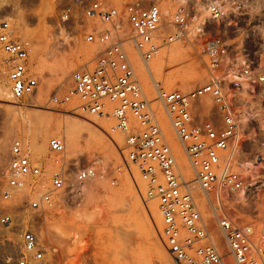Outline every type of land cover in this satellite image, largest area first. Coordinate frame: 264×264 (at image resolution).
Instances as JSON below:
<instances>
[{"label":"built area","instance_id":"2783aa9c","mask_svg":"<svg viewBox=\"0 0 264 264\" xmlns=\"http://www.w3.org/2000/svg\"><path fill=\"white\" fill-rule=\"evenodd\" d=\"M163 1V3H162ZM57 23L79 11L86 24L84 40L103 44L90 67L70 72V87L51 93L49 101H76L71 109L82 114H108L112 128L123 133L124 162L137 166L145 186L141 199L156 200L161 225L159 239L177 264H264V211L262 219L240 220L226 210L234 197L245 200L264 165L261 152L245 146L253 130L264 145V0H57ZM7 2H0V9ZM81 24V23H79ZM201 39L206 78L192 88H163L156 82L155 98L167 118L186 158L192 179L214 206L211 219L226 252L201 214L189 180L182 177L158 113L146 98L136 75L130 49L143 62L160 45ZM31 42L13 32L8 15L0 17V51L9 95L23 100L35 92L39 81L31 70ZM207 94L214 113L203 111L199 98ZM264 147V146H263ZM50 168L31 159L19 135L8 143L1 171L0 199L19 198L20 211L52 205V193L97 175L91 164L77 167L66 178L57 154L63 141L46 139ZM251 153L249 159L245 154ZM56 167H54L55 165ZM47 183L43 184L42 176ZM114 184L115 177L108 180ZM254 186V187H253ZM257 190V189H256ZM32 193H36L35 196ZM257 193V192H255ZM25 196V197H24ZM204 203L205 198L203 199ZM243 204L242 201H238ZM16 207L0 210V264H55V248L39 237L43 214H18ZM13 233L15 238L7 234Z\"/></svg>","mask_w":264,"mask_h":264},{"label":"rangeland","instance_id":"374dc122","mask_svg":"<svg viewBox=\"0 0 264 264\" xmlns=\"http://www.w3.org/2000/svg\"><path fill=\"white\" fill-rule=\"evenodd\" d=\"M3 1L8 6L0 9V17L8 15L14 34L31 42L29 63L39 84L25 99L13 100L7 88L0 51V186L8 143L14 135L22 137L31 159L45 163L47 168L53 164L49 162L46 139L56 135L63 141L56 165L60 164L66 178L70 179L77 167L88 164L94 166L97 175L76 184L75 189L67 183L64 188L54 191L52 205L43 209L20 211L19 198L23 192H18L10 200L0 199V210L13 206L18 214H43L38 226L39 237L55 248V264H176L158 236L160 215L150 210L151 203L156 204V200L141 199L139 191L144 189L145 179L134 163L124 162L123 133L112 128V117L109 115L103 123L102 116L108 114L84 115L71 109L74 100L61 104L48 100L51 93L60 94L70 87L69 75L73 69L92 65L95 53L103 44L84 40L88 30L85 25L100 22L95 18H81L77 11L67 21L57 23L61 8L57 0H0ZM200 43L201 39L191 43L175 40L160 45L146 62L152 68V80L145 74L143 62L134 50L131 48L130 51L134 54L140 86L158 113L160 127L176 164L183 167L182 177L189 180L193 198L203 202L201 214L226 252L211 219V206L196 182L192 183V173L160 104L155 100L152 83L158 81L163 88L186 90L203 82L206 72ZM161 56L162 65L156 67ZM199 106L203 111L214 113L207 94L199 98ZM87 118H97V121L88 123ZM251 132L252 138L245 146L251 153L261 152L264 156L263 135L256 129ZM251 153L245 154V158L249 159ZM258 171L261 174L256 177L262 182L256 181L254 186L259 187L252 188L245 200L231 196L226 204L229 215L240 220H253L255 224L262 219L264 211V165ZM111 176L115 177L114 184L108 181ZM40 182L47 183L46 175ZM149 217L152 220L150 234ZM7 236L15 238L13 233ZM224 259L233 264L228 254Z\"/></svg>","mask_w":264,"mask_h":264},{"label":"bare ground","instance_id":"6f19581e","mask_svg":"<svg viewBox=\"0 0 264 264\" xmlns=\"http://www.w3.org/2000/svg\"><path fill=\"white\" fill-rule=\"evenodd\" d=\"M60 32H63V31H60ZM162 47V46H161ZM159 49H160V47H159ZM131 50V49H130ZM134 50V49H133ZM133 52H135V54L137 55V53H136V51L134 50ZM132 53V52H131ZM133 54V53H132ZM164 55H165V51H164ZM133 58H134V54H133ZM139 59V58H138ZM141 62H143V61H141ZM162 62H163V56H161V57H159V59H158V63L156 64V67L157 66H160V65H162ZM143 64V66H142V68L144 69V71H145V74L147 75V77L150 79L151 78V80H152V68H150L149 67V65L146 63V62H143L142 63ZM38 78V77H37ZM156 82H158V81H153L152 83H153V88H154V90H155V86H156ZM4 92V91H3ZM5 95H6V92H5ZM13 100H15V99H13ZM75 100V99H74ZM155 100L156 101H158L156 98H155ZM16 101V100H15ZM159 103V102H158ZM85 115V114H84ZM91 115H103V114H91ZM109 115H107V116H102V118H103V123L104 122H106V119H107V117H108ZM101 118V117H100ZM87 120V122L88 123H95L96 121H97V118H87L86 119ZM33 148H35V147H33ZM37 148H38V146H36V150H37ZM195 181L193 180V182L192 183H194ZM198 187V186H197ZM72 188L73 189H75L76 188V186H72ZM205 195V194H204ZM205 198L207 199V203H209V201H208V196L207 195H205ZM153 198H149V200H152ZM210 204V209L212 210L213 208H214V206H212V204L211 203H209ZM143 207V206H142ZM141 207V205H140V208H142ZM150 210L153 212V214H156V215H159V213H158V211H157V207H156V204H154V203H151V205H150ZM150 220H151V218L149 217V219H147V222H148V224L150 225H148L149 226V234L151 233V224H150ZM152 221V220H151ZM147 226V227H148ZM173 259V258H172ZM174 260V259H173ZM175 261V260H174ZM176 263V262H175ZM177 264V263H176Z\"/></svg>","mask_w":264,"mask_h":264}]
</instances>
